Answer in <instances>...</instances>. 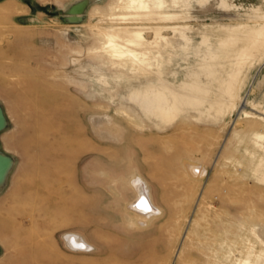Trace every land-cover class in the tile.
Segmentation results:
<instances>
[{"label":"rangeland","instance_id":"obj_1","mask_svg":"<svg viewBox=\"0 0 264 264\" xmlns=\"http://www.w3.org/2000/svg\"><path fill=\"white\" fill-rule=\"evenodd\" d=\"M224 1L190 0L191 41L166 31L173 48L141 77L94 56L113 0H0V264H218L238 258L250 227L264 229V160L255 175L233 162L264 131L252 106L264 105V50L248 56L264 0ZM191 79L208 98L172 118L155 115L150 92L147 106L129 100L150 89L170 97L168 80ZM134 178L148 218L131 210Z\"/></svg>","mask_w":264,"mask_h":264},{"label":"bare ground","instance_id":"obj_2","mask_svg":"<svg viewBox=\"0 0 264 264\" xmlns=\"http://www.w3.org/2000/svg\"><path fill=\"white\" fill-rule=\"evenodd\" d=\"M221 4L227 7L224 0H221ZM190 8V0H113L110 6L111 14L103 21L107 26L98 30L99 45L95 48V58L103 59L114 70L127 71L132 69L141 77L152 76L154 72L151 66H158L161 63V59L159 60L161 47L165 45L167 48H173L165 36L166 31H170L173 37H177L185 44L191 41L188 36L189 29L184 24L189 16L188 10ZM167 10H173V13H167ZM148 24L151 25L149 28L143 27ZM145 32H150L153 35L152 41L146 39ZM238 32V30L227 32L228 40L232 42L237 40ZM255 37L256 42L248 53L250 57L260 54L261 50H264V31H259ZM208 40L207 35H202V44H206ZM154 53L157 55L155 56ZM168 57H171V54ZM217 59L218 57L215 56L209 63L201 64L205 67L206 73H210L211 69L216 66ZM162 62L170 64L171 59L167 58ZM157 73L159 74V72ZM232 77L230 76L226 84V93H230L232 90ZM167 86L168 92L171 93L170 97L166 96V92L150 89V91L134 93V96H130L129 100L138 107L147 106L145 100L148 95L146 93L150 92L156 99L155 115L164 114L166 119H169L176 113L183 111V105H193L197 101L208 98V88L200 84L197 79H191L185 82L183 86L168 80ZM140 96H142L141 99H139ZM216 104V102H211L210 105ZM252 106L254 110L255 107L261 110L260 116L262 117L259 120L264 123V105ZM119 114L125 116L131 123L136 122L134 115L128 111L122 110ZM245 115L248 118L254 117L251 113H245ZM251 143L246 157L242 155L238 160H233L237 166L242 168L243 175L257 174L256 164L258 162L261 164L264 160V131L256 132ZM253 163L256 168H254ZM203 174L204 171L200 175L203 176ZM260 181L264 183V173H261ZM132 185L137 192V197L131 210L138 216L150 217L152 215V203L146 195L147 190L141 179L134 178ZM68 240L71 241L73 247H76L75 249L85 247L78 237H68ZM241 240L242 246L238 258H234L230 252L224 256H217L218 264H264V229L257 231L255 226L250 227L248 235H245Z\"/></svg>","mask_w":264,"mask_h":264},{"label":"water","instance_id":"obj_3","mask_svg":"<svg viewBox=\"0 0 264 264\" xmlns=\"http://www.w3.org/2000/svg\"><path fill=\"white\" fill-rule=\"evenodd\" d=\"M6 165H7V161L4 158L0 157V180L2 179V176L6 169Z\"/></svg>","mask_w":264,"mask_h":264}]
</instances>
